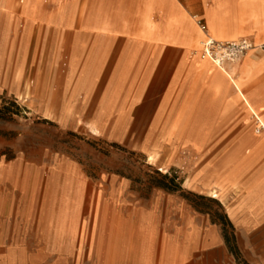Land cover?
I'll use <instances>...</instances> for the list:
<instances>
[{"label": "crops", "instance_id": "crops-1", "mask_svg": "<svg viewBox=\"0 0 264 264\" xmlns=\"http://www.w3.org/2000/svg\"><path fill=\"white\" fill-rule=\"evenodd\" d=\"M22 3L25 35L38 25L56 36L69 34L75 56L90 52L83 79L107 83L98 113L131 115L129 129L135 131L168 127V149L187 131L199 132L186 135L201 138L202 149L191 142L184 149L194 148L201 166L191 186L187 179L176 187L152 183V193L142 194L130 177L119 174L93 187L85 171L29 190L18 181L19 161L0 160V264H203L206 252L237 258L234 240L243 245L249 264H264V132L257 131L245 99L219 74L212 80L228 93L215 95L207 84L210 72L205 78L210 64L194 53L207 34L264 44V0ZM208 11L217 23L213 31ZM0 20L2 41L11 32L6 11H0ZM114 49L118 54L110 65ZM75 66L70 62L69 78L76 77ZM227 67L241 76L246 96L264 119V51L255 48ZM198 70L202 74L196 77ZM209 100L216 107L207 110ZM165 173L152 178H171ZM215 188L219 197L210 193ZM207 200L215 204L207 207Z\"/></svg>", "mask_w": 264, "mask_h": 264}, {"label": "rangeland", "instance_id": "rangeland-1", "mask_svg": "<svg viewBox=\"0 0 264 264\" xmlns=\"http://www.w3.org/2000/svg\"><path fill=\"white\" fill-rule=\"evenodd\" d=\"M22 4V0H0V11H6L11 27L10 34L0 41V160L19 161L16 170L21 171L23 177L18 181L32 190L66 181L67 172L85 171L93 178V187H102L110 181V176L119 174L130 177L142 194L152 193V183L176 187L187 179L186 185L191 186L201 164L198 165L194 148H184L190 142L197 150L202 146L201 138L198 141L197 137L186 134H201L187 131L175 149H168L166 136L171 133L168 127L156 132L135 131L129 129L131 115L98 113L95 107L107 83L83 79L90 52L83 49L75 56L70 50L69 34L56 36L38 27L36 19L31 24L36 25L35 29L25 35L28 20L22 18ZM207 15L209 31H213L216 20L211 11ZM1 23L3 25L4 21L0 20V26ZM56 37H59L57 44ZM199 47L198 42L194 51L198 57ZM117 54L116 49L109 52L110 65L114 64ZM70 62H76L73 79L68 77ZM203 62L211 66L205 78L210 72L211 81L207 84L215 95L227 96L228 90L212 80L214 74H219L235 89L228 77L234 74L243 90V80L235 68H227L226 73L210 62ZM201 74L198 70L196 77ZM197 89L194 96L198 100ZM245 105L258 125L257 131L264 132L259 130L264 123L262 115L258 112L260 118L257 119L246 102ZM205 107L213 109L216 104L209 100ZM91 126L102 130L93 133ZM154 172H166V176L174 179L159 175L152 178ZM214 204L212 200L205 202L207 207ZM232 244L237 258L231 252H206L203 264H249L244 258L243 245L240 247L236 240Z\"/></svg>", "mask_w": 264, "mask_h": 264}, {"label": "built area", "instance_id": "built-area-1", "mask_svg": "<svg viewBox=\"0 0 264 264\" xmlns=\"http://www.w3.org/2000/svg\"><path fill=\"white\" fill-rule=\"evenodd\" d=\"M200 28L207 32V25L202 20H198ZM259 48L264 51V44L255 46L247 38L238 40H217L209 35H206L202 42L201 55L208 57L218 64L234 63L242 58L247 52ZM259 130H264V126L260 125Z\"/></svg>", "mask_w": 264, "mask_h": 264}, {"label": "bare ground", "instance_id": "bare-ground-1", "mask_svg": "<svg viewBox=\"0 0 264 264\" xmlns=\"http://www.w3.org/2000/svg\"><path fill=\"white\" fill-rule=\"evenodd\" d=\"M200 29V28H199ZM206 34V33H205ZM207 35H209V36H211L212 38H215L213 35H210V34H207ZM205 37H206V35L199 41V43H200V47H199V51H198V55H199V57H200V59L201 60H203V61H207V62H210V63H212L214 66H216V67H218V68H220V69H222L223 71H225L226 73H227V64H218L217 62H214V61H212L210 58H208V57H202V55H201V47H202V42H203V40L205 39ZM216 39V38H215ZM222 41H225V40H222ZM230 41V40H229ZM211 67V66H210ZM231 78L232 79H230L231 81H232V83L234 84L233 86H234V88L236 89V91L245 99V102L248 104V106L250 107V109L254 112L253 114H255L256 116H257V119H259L260 117H259V114H258V111H256L255 110V108L252 106V104L249 102V100L247 99V97H246V95H245V93H244V91L242 90V88H241V85H240V83L239 82H237L236 81V79H235V75L234 74H231ZM231 83V82H230ZM246 106V105H245ZM258 122V121H257ZM262 125V124H261ZM263 125H264V123H263ZM91 131L93 132V133H98L99 131H98V129L95 127V126H91ZM210 193H211V195L213 196V197H219L220 196V194L216 191V188H215V190H210Z\"/></svg>", "mask_w": 264, "mask_h": 264}]
</instances>
